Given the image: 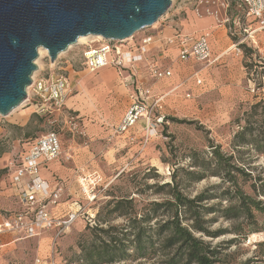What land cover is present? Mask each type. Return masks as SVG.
<instances>
[{"label": "rangeland", "instance_id": "374dc122", "mask_svg": "<svg viewBox=\"0 0 264 264\" xmlns=\"http://www.w3.org/2000/svg\"><path fill=\"white\" fill-rule=\"evenodd\" d=\"M196 1L170 0L156 24L144 31L162 35L188 28L196 34L204 20L192 22L205 18L224 30L225 9L230 21L239 22L235 35L226 32L232 41L259 25L244 15L238 0H226L228 5H221L218 19L196 15ZM209 30L204 27L202 31ZM91 40L72 44L53 62L45 49L34 60V77L62 74L71 79L66 108L43 114L35 107L38 100L29 84L24 103L0 115V212L9 215L18 209L10 174L2 165L17 159L28 142L54 131L61 140L60 155L42 173L51 186L62 189L55 215L68 219L70 213L78 214L60 234L57 229L40 228L32 236L0 233V264H35L36 259L41 264H157V253L141 257L130 247L128 256L117 250L112 263L102 262L110 256L103 245L109 234L98 229L116 226V234L126 230L129 217L140 219L148 204L159 200L157 186L175 181L188 197L202 190L213 196L204 203L213 206V212L198 209L204 218H213L208 223L211 231H221L215 238L204 239L220 245L223 264L246 260L264 264V212L252 210L253 217L246 218L235 196L236 186L251 196L253 182L264 187V152L257 150L264 147V29L256 32L254 43L244 40L237 47L240 52L232 48L212 65L194 59L162 60L171 75L161 79L150 78L141 65L138 74L145 78L142 87L150 90L149 97L146 109L125 130L119 126L130 105L137 102L136 92L118 84L113 68L96 73L83 68L81 52ZM221 51L213 48L214 54ZM147 59L158 60L156 51L148 53ZM156 96L161 98L158 103ZM245 126V139H255L256 146L237 145L235 134ZM214 148L220 153L218 158ZM221 154H231V162L249 174L232 171L235 182L223 180ZM191 173L204 178L196 181ZM259 198L264 202V196ZM229 205L237 217L222 215ZM156 220L153 216L146 224L150 234ZM123 255L124 259L118 257Z\"/></svg>", "mask_w": 264, "mask_h": 264}, {"label": "built area", "instance_id": "2783aa9c", "mask_svg": "<svg viewBox=\"0 0 264 264\" xmlns=\"http://www.w3.org/2000/svg\"><path fill=\"white\" fill-rule=\"evenodd\" d=\"M221 5L228 4L226 0H197L194 12L198 16L208 15L218 19L222 15ZM238 7L244 10L246 17L257 21L259 29L264 27V0H238ZM223 15L222 23H226L229 33L235 35V25L239 22L234 19L230 21L226 9ZM145 28L122 40L100 37L91 41V44H87L81 52V64L84 69L95 72L111 65L118 70L119 77L125 86L135 87L137 102L130 105L119 126L121 130L128 129L138 119L142 110L146 109L145 103L149 97L150 90L142 87L138 81L137 65L144 63L152 78L161 79L171 75V70L164 67L161 62L147 59L152 48H158L159 53L162 54L168 47H175L177 57L182 61L194 59L211 64L216 60L212 58L208 32H201L195 36L175 30L169 35L156 36L143 33ZM244 30L247 32L246 29ZM255 30H250L243 38L236 37L231 47L236 49L244 43V40L254 43ZM140 31L141 34H138ZM236 50L240 52L238 48ZM160 58L164 56L161 55ZM70 85L71 79L62 74L48 78L31 76L29 88L38 100L35 107L43 114L55 110L61 111L65 106ZM159 100L161 98L156 97L154 102L157 103ZM60 148L59 136L54 131H49L33 139L17 159L8 161L6 167L10 171L11 183L23 208L10 213L0 221V233L22 230L26 235L32 236L40 228L57 229V234H60L77 217L78 214L74 211L69 214L68 219H60L51 211L50 207L57 205L60 201L62 189L57 185L51 186L40 175L43 165L58 158ZM35 264H41L40 259H36Z\"/></svg>", "mask_w": 264, "mask_h": 264}, {"label": "water", "instance_id": "95a60500", "mask_svg": "<svg viewBox=\"0 0 264 264\" xmlns=\"http://www.w3.org/2000/svg\"><path fill=\"white\" fill-rule=\"evenodd\" d=\"M170 0H0V115L26 98L38 48L51 62L80 36L122 40L150 26Z\"/></svg>", "mask_w": 264, "mask_h": 264}, {"label": "trees", "instance_id": "16d2710c", "mask_svg": "<svg viewBox=\"0 0 264 264\" xmlns=\"http://www.w3.org/2000/svg\"><path fill=\"white\" fill-rule=\"evenodd\" d=\"M247 130L248 127L245 126L235 134V138H239L236 141L237 145L250 143L256 146L258 141L255 139H245L244 134L247 133ZM258 148L257 150L264 152V147L262 150L261 147ZM213 154L218 158L220 153L214 148ZM221 160L224 161L225 169L221 176L223 180L234 183L235 177L232 171L239 172L242 175L249 174L242 167L231 162V154H221ZM191 174L196 181L204 178L199 173ZM256 180L260 181L259 175H257ZM251 186L254 196L245 193L238 186L235 188L238 207L243 209V214L248 219L253 217L252 210L264 212V202L259 198V196H264V187L256 182H253ZM157 188L158 194H160L159 200L149 203L140 219H137L136 215L129 217V221L125 225L127 226L126 230L116 234L117 229H119L116 226H111L108 229H98L99 232L109 234L108 241L103 245L110 256L102 262L112 263L116 258L117 250L128 256L130 247L141 257L157 253V264H223L225 258L220 248H218L220 245H213L210 240L204 239V237L215 238L220 235L221 231H211L208 228V223L212 222L213 218H204L198 209L202 208L207 213L213 212V206L207 207L204 205L213 196L207 195L206 190H202L193 197H188L178 188L176 181L173 183L165 182ZM228 192L229 189H225L224 193L228 194ZM119 203L117 202V205H115V210ZM231 210H233V206L229 205L222 210V215L226 218L237 217V214L230 213ZM153 216L157 218L156 226L154 233L150 234L146 224ZM119 234L121 237H119ZM153 236H155L156 241ZM118 257L125 258L124 255ZM239 264L259 263L246 260Z\"/></svg>", "mask_w": 264, "mask_h": 264}, {"label": "crops", "instance_id": "0c3cea01", "mask_svg": "<svg viewBox=\"0 0 264 264\" xmlns=\"http://www.w3.org/2000/svg\"><path fill=\"white\" fill-rule=\"evenodd\" d=\"M200 20H204V23L203 24H201V26L199 27V32L198 33H196V34H193V32H190V30L188 29V28H186L185 30H186V32H184V33H189V34H193V35H199L201 32H203L202 30H203V28L204 27H206V29L208 28V29H210L209 30V37H208V40H209V45H210V49H211V54H212V58H216V60L213 62V63H211V64H208V65H212V64H215V63H218L219 61H220V59L222 60L225 56H227V55H229L232 51H231V49H232V47H231V45L233 44V42H234V40H235V37H234V40L232 41L230 38H229V36H227L226 35V32H228L229 33V31L227 30V25L226 26H224V30L222 29V27L220 28V27H216V26H213L212 24H211V20L210 19H207V18H205V19H195V21L194 22H192V23H195L196 21H200ZM235 21H237L236 19H234ZM252 20V19H251ZM206 21V22H205ZM191 23V24H192ZM239 25V23L238 24H236L235 26H238ZM188 27V26H187ZM249 29V28H248ZM256 29V30H255ZM255 29H253V30H255V32L253 33V39H254V37H255V35H256V32L259 30V28L257 27V28H255ZM261 29H264V27L263 28H261ZM260 29V30H261ZM175 30H179V29H173L171 32H169V33H167V34H162V36H165V35H169V34H171V33H173ZM226 30V31H225ZM179 31H181V30H179ZM181 32H183V31H181ZM225 32V33H224ZM143 33H149V32H147V31H144ZM142 33V34H143ZM150 34H152V33H150ZM230 34V33H229ZM154 35V34H153ZM157 36V35H156ZM161 36V35H160ZM210 36H212V38H213V40L212 41H210ZM215 47H217L218 49H221L222 51L220 52V53H218V54H214V52H213V48H215ZM151 51H156V53H157V55H158V62H161V64H162V60H169V61H174V60H179L178 59V57H177V50H176V48L175 47H168L167 49H166V51L164 52V53H159V49L158 48H156V47H154V48H152L151 49ZM150 51V52H151ZM149 52V53H150ZM161 55L162 56H164V58H162V59H159L160 57H161ZM190 60V59H189ZM144 66L145 67V64L144 63H139L138 65H137V68H136V71H137V78H138V81L141 83V85H143L142 83H143V81H144V77L142 76V75H140V74H138V68L140 67V66ZM163 66H164V64H162ZM106 67H109L110 68V70H111V68H113L114 69V71L116 72V81L118 82V84L121 86V87H124V88H127V89H132L133 90V92H136V90H135V87H132V86H125L123 83H122V80L120 79V77H119V74H118V70L115 68V67H113V66H111V65H109V66H106ZM106 67H103V68H106ZM164 67H166V66H164ZM103 68H101V69H99V70H97V71H95V72H93V73H96V72H100V70H102ZM145 73H146V75H148L150 78H152L149 74H148V72H147V70H146V68H145ZM112 74H113V72H112ZM166 78V77H165ZM101 84H106V83H101ZM156 97H158V96H156ZM160 101V100H159ZM158 101V102H159ZM157 102V103H158ZM67 107V105H66V103H65V106H64V108H66ZM60 112V111H59ZM123 120V119H122ZM122 122V121H121ZM60 139V138H59ZM31 141V140H30ZM29 143L30 142H28V144H27V146H26V148H28V145H29ZM60 143H61V140H60ZM26 148L24 149V151L26 150ZM23 152V151H22ZM57 159V158H56ZM55 159V160H56ZM55 160H53V161H50V162H47L45 165H43L42 167H41V170H40V175H41V177L43 178V179H45L50 185H52L50 182H49V180L47 179V177H46V175L45 174H43L42 173V171L44 170V169H47V164L49 163L50 165L51 164H53L54 163V161ZM8 163V162H7ZM7 163L6 164H4V165H2V168H5L6 170H8V168L6 167V165H7ZM8 173L10 174V171L8 170ZM10 181H11V175H10ZM0 204H2L3 205V201L2 200H0ZM18 209L17 210H15V211H19V210H21L23 207H22V205L20 204V202H19V200H18ZM59 205V202H58V204L57 205H55V206H51L50 207V209H51V211L54 213V214H57L56 212L58 211V206ZM14 211V212H15ZM8 215V214H7ZM6 214H4V213H1L0 212V221H2V219H4V217H6L7 216ZM10 233H22V234H24V231H22V230H18V231H15V232H10Z\"/></svg>", "mask_w": 264, "mask_h": 264}, {"label": "bare ground", "instance_id": "6f19581e", "mask_svg": "<svg viewBox=\"0 0 264 264\" xmlns=\"http://www.w3.org/2000/svg\"><path fill=\"white\" fill-rule=\"evenodd\" d=\"M156 23H153L152 24V27L155 25ZM101 36L100 35H86V36H80L78 39H77V41H76V43H82V42H85L86 40H88V39H94V40H91V41H95L96 39H99ZM69 47H71V45H69L67 48H69ZM38 52H39V54H41V52H44V50H43V48H38ZM61 53H63V52H60V54ZM32 77H34V73H32V75H31ZM29 88V87H28ZM28 88H27V92H28ZM24 103V101L19 105V106H21L22 104ZM19 106H17V107H19ZM17 109V108H16ZM84 184V183H83ZM85 185V184H84Z\"/></svg>", "mask_w": 264, "mask_h": 264}]
</instances>
